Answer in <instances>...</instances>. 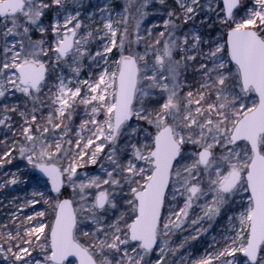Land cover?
Wrapping results in <instances>:
<instances>
[{"label":"snow or ice","instance_id":"obj_1","mask_svg":"<svg viewBox=\"0 0 264 264\" xmlns=\"http://www.w3.org/2000/svg\"><path fill=\"white\" fill-rule=\"evenodd\" d=\"M0 170V264H264V0H0Z\"/></svg>","mask_w":264,"mask_h":264},{"label":"rangeland","instance_id":"obj_2","mask_svg":"<svg viewBox=\"0 0 264 264\" xmlns=\"http://www.w3.org/2000/svg\"><path fill=\"white\" fill-rule=\"evenodd\" d=\"M8 168H11V170H15L12 166H8ZM7 170V169H4ZM4 170H0V175H2ZM24 192L19 190H13L11 188H5L0 189V220L6 218L7 212L10 210V206L8 205V201L11 200L13 197H20L23 196ZM28 211V210H26ZM210 239V236L204 237V240L201 241L203 243L204 241ZM201 251L203 249L201 248Z\"/></svg>","mask_w":264,"mask_h":264}]
</instances>
